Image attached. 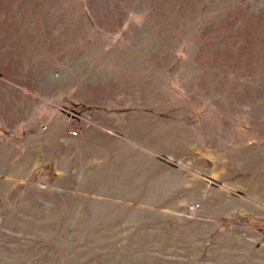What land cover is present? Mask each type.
<instances>
[{
    "label": "rangeland",
    "instance_id": "obj_1",
    "mask_svg": "<svg viewBox=\"0 0 264 264\" xmlns=\"http://www.w3.org/2000/svg\"><path fill=\"white\" fill-rule=\"evenodd\" d=\"M0 264H264V0H0Z\"/></svg>",
    "mask_w": 264,
    "mask_h": 264
},
{
    "label": "bare ground",
    "instance_id": "obj_2",
    "mask_svg": "<svg viewBox=\"0 0 264 264\" xmlns=\"http://www.w3.org/2000/svg\"><path fill=\"white\" fill-rule=\"evenodd\" d=\"M22 6V5H21ZM17 8V7H16ZM32 10V9H31ZM36 11V10H35ZM45 11V10H44ZM32 12V11H31ZM43 12V11H42ZM50 20H52V19H50ZM53 26V25H52ZM55 27V26H54ZM65 28V27H64ZM68 33V32H67Z\"/></svg>",
    "mask_w": 264,
    "mask_h": 264
}]
</instances>
